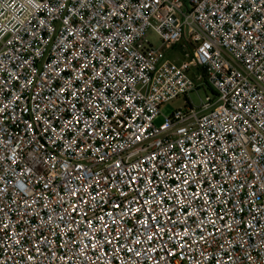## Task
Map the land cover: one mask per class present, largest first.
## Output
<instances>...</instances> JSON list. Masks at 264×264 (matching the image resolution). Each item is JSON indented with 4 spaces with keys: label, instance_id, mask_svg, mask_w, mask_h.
Here are the masks:
<instances>
[{
    "label": "built area",
    "instance_id": "built-area-1",
    "mask_svg": "<svg viewBox=\"0 0 264 264\" xmlns=\"http://www.w3.org/2000/svg\"><path fill=\"white\" fill-rule=\"evenodd\" d=\"M0 264H264V0H0Z\"/></svg>",
    "mask_w": 264,
    "mask_h": 264
},
{
    "label": "rangeland",
    "instance_id": "rangeland-1",
    "mask_svg": "<svg viewBox=\"0 0 264 264\" xmlns=\"http://www.w3.org/2000/svg\"><path fill=\"white\" fill-rule=\"evenodd\" d=\"M148 37L153 43L160 44L161 42L158 35H156L153 31H150L148 33ZM167 54L169 57L175 58L176 60H178L179 58H181V55H183L185 58H188L191 55V51L188 48H184L182 46H176L175 48L169 50ZM191 74L193 75L196 81V84H200L201 86H199L197 90L192 91L189 94V98L193 100L196 104H199L200 98H205L207 94H213V93L211 89L206 85V80L198 69L193 68L191 70ZM198 76H199V79H198ZM184 98L185 97L174 99L168 102L166 105H164L162 107L163 115H160V117L156 120V123L161 124L165 120L164 115H168L174 109L184 106L185 104Z\"/></svg>",
    "mask_w": 264,
    "mask_h": 264
},
{
    "label": "snow or ice",
    "instance_id": "snow-or-ice-1",
    "mask_svg": "<svg viewBox=\"0 0 264 264\" xmlns=\"http://www.w3.org/2000/svg\"><path fill=\"white\" fill-rule=\"evenodd\" d=\"M70 94H72V93H70ZM94 107H95V105H94ZM80 119L81 118L79 116H77V117L74 118L75 122H77V123L80 121ZM137 139H140V137L137 136ZM34 163H37L38 164V163H41V161L39 160V158H37L34 161ZM187 167H188V165H185V168H187ZM181 183H186V182L182 180ZM187 183H192V182H187ZM172 191L175 192L177 190L176 189H173ZM165 195H167V194H165ZM194 195L195 194H193V196ZM186 199H187V197H186ZM146 203H148V204H153L154 203V204H156L158 206H161V211L164 212V209L162 207L163 201L156 199L155 194H153V201H149V202H146ZM115 207L116 208H119L120 207L119 203H117L115 205ZM143 207H144V205L142 204L140 208H137L136 209V212H140ZM129 211H131V209H129ZM165 215H166V213H165ZM169 220H170V218H169ZM170 222L173 225H175V223H176L175 221H171V220H170ZM143 226H144V231L147 232V233H152L157 228H159L161 231L164 230V228L161 227L159 220L156 217L152 216V215H148L146 217V219L143 222ZM164 227H166V225ZM148 238H151V236H149Z\"/></svg>",
    "mask_w": 264,
    "mask_h": 264
}]
</instances>
